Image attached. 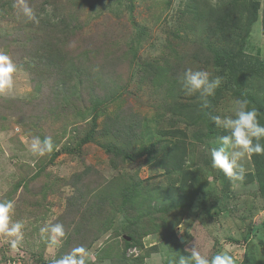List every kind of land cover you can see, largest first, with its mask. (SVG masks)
<instances>
[{"label": "rangeland", "instance_id": "374dc122", "mask_svg": "<svg viewBox=\"0 0 264 264\" xmlns=\"http://www.w3.org/2000/svg\"><path fill=\"white\" fill-rule=\"evenodd\" d=\"M228 1L27 0L37 24L26 22L17 0H0V53L17 69L13 89L0 95V201H13L12 220L25 225L17 250L0 242V264H51L40 236L50 221L67 233L56 258L94 237L90 264H178L194 246L209 258L219 250L235 264H264V164L257 178L252 161L244 162L252 177L233 188L211 167L215 139H196L194 128L167 112L172 95L143 73L146 63L169 73L179 67L178 76L188 68L210 73L206 49L226 42L206 34L202 14ZM257 1L243 51L264 61V0ZM44 50L60 69L28 63ZM233 101L225 98L219 115H230ZM119 112L131 117L136 135L122 161L108 154L122 142L96 133ZM172 129L184 134L172 138ZM35 137H51L54 151L33 155ZM86 167L77 193L72 177ZM80 194L85 202L71 215L67 200ZM224 240L236 243L220 247Z\"/></svg>", "mask_w": 264, "mask_h": 264}, {"label": "trees", "instance_id": "16d2710c", "mask_svg": "<svg viewBox=\"0 0 264 264\" xmlns=\"http://www.w3.org/2000/svg\"><path fill=\"white\" fill-rule=\"evenodd\" d=\"M259 9L260 3L257 0H230L223 5H215L210 8L208 13L204 12L202 14L204 20L206 18L209 21L205 28L206 34L210 38L219 37L222 39V42H226L221 48L209 47L206 49V64H203V67L210 70L211 78L219 76L223 80L221 86L216 90L215 96L209 98L211 108L201 110L198 97H188L180 90V85L177 82V70L179 67L171 68L170 73L169 70L160 68L155 64L146 63L143 67L144 78L147 79V82L164 86L166 93L172 95V98L166 104L167 112L174 115L173 117H178L189 127L194 128L196 139L199 141L202 139H215L225 134L222 130L215 127L206 114L211 112L214 115H219L218 107L225 98L232 100L239 98L248 99L250 101L249 107H255L260 112L259 120L261 125L264 126V88H262L264 86V61L259 58H253L243 51L245 39L250 34V28L252 24L257 22ZM261 26L262 34L264 35V9L261 14ZM50 41L44 42V45L48 48ZM44 52V55L38 54V52L35 55L31 54L28 63L37 58L40 64H45L54 70L60 69V66H53L54 53H47V50H44ZM67 72H69L68 67L63 69L60 75L66 76ZM257 86L261 87V91L263 90L262 96L254 92ZM120 112L115 117L107 116L104 118L103 126L96 133L99 135L108 134L122 142L118 150L110 148L108 150V154L111 157L114 154L115 157L118 156L122 161V159L128 157L129 152L132 150L136 135L131 117L120 114ZM169 134L172 138H176L179 137L178 135L181 136L184 133L183 130L172 129ZM261 144L264 145V140H261ZM251 161L255 167V175L259 178L261 166L264 164L263 155H254ZM111 163L114 166L117 165L115 158L111 159ZM89 170L86 167L82 173L73 175V187L77 193H80L81 189L77 185L80 184V187H82L85 184V176L89 173ZM247 177H252V174L247 173ZM112 183V181L107 182L106 187L109 186L110 188ZM82 197L80 194V200L75 195L68 198L67 203L71 215L75 213L78 201L80 203L85 202V199L81 200ZM90 200L86 202L89 209L92 208ZM94 239L93 237L84 248L90 247ZM124 239H126V236ZM235 243L236 241L233 240H224L220 247ZM218 252L219 250L215 254Z\"/></svg>", "mask_w": 264, "mask_h": 264}, {"label": "clouds", "instance_id": "9594fccd", "mask_svg": "<svg viewBox=\"0 0 264 264\" xmlns=\"http://www.w3.org/2000/svg\"><path fill=\"white\" fill-rule=\"evenodd\" d=\"M15 7L26 18V22L39 23L27 0H17ZM16 70L12 59L0 53V95L13 89V76ZM177 82L186 96L198 97L201 110H205L211 108L209 98L215 96L223 80L219 76L211 78V74L206 70L188 68L177 77ZM249 105L248 99L239 98L232 102L230 115L206 113L215 127L225 133L215 138L213 143L217 146L209 150L211 167L222 173L233 188L239 187L245 180L247 169L244 162L250 161L254 155H264V145L261 144V140H264V126L259 120L260 112L255 107L250 108ZM54 148L51 137L43 140L35 137L30 143L31 153L39 157L50 155ZM14 212L13 201H0V242L10 244L13 250H17L23 241L25 225L21 221L13 222ZM40 236L52 253L51 264H90L95 260V255L82 246L74 247L68 253L56 258V249L62 246L61 242L67 237L62 223L51 221L46 223L40 229ZM185 251L188 255H180L178 264H235L234 257L227 251L213 255L211 258L202 255L196 246Z\"/></svg>", "mask_w": 264, "mask_h": 264}, {"label": "water", "instance_id": "95a60500", "mask_svg": "<svg viewBox=\"0 0 264 264\" xmlns=\"http://www.w3.org/2000/svg\"><path fill=\"white\" fill-rule=\"evenodd\" d=\"M126 240H129V238H128V237H126Z\"/></svg>", "mask_w": 264, "mask_h": 264}]
</instances>
